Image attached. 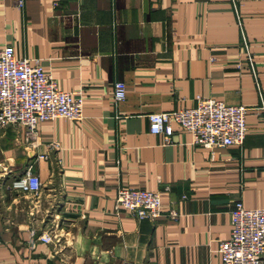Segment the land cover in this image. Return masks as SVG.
Returning a JSON list of instances; mask_svg holds the SVG:
<instances>
[{"label":"crops","instance_id":"0c3cea01","mask_svg":"<svg viewBox=\"0 0 264 264\" xmlns=\"http://www.w3.org/2000/svg\"><path fill=\"white\" fill-rule=\"evenodd\" d=\"M18 2L0 0V49L41 59L85 117L0 127V264H222L235 203L264 207V0ZM198 97L249 107L242 146L150 131ZM30 165L38 195L11 188ZM123 187L161 191L163 215L119 209Z\"/></svg>","mask_w":264,"mask_h":264},{"label":"built area","instance_id":"2783aa9c","mask_svg":"<svg viewBox=\"0 0 264 264\" xmlns=\"http://www.w3.org/2000/svg\"><path fill=\"white\" fill-rule=\"evenodd\" d=\"M19 7L24 6L19 0ZM115 102L127 98V85L114 83ZM85 101L82 95L63 90L41 59L19 58L14 46L0 49V127H24L34 137L41 123L66 118L82 120ZM244 104H229L220 99L198 97L197 105L148 115L150 131L172 141L175 125L192 135L193 143L208 149L242 146L248 133ZM39 158H49L40 154ZM11 188L20 193L38 195L43 182L32 165L17 175ZM116 206L137 219L156 220L163 215L161 191L120 188ZM178 217V211L170 213ZM232 231L220 242L218 252L222 264H264V207H247L238 200L231 210ZM42 239L49 241L50 235ZM62 264H66L63 262Z\"/></svg>","mask_w":264,"mask_h":264}]
</instances>
